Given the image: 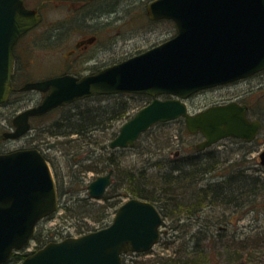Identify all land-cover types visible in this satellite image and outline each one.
<instances>
[{
	"label": "water",
	"instance_id": "1",
	"mask_svg": "<svg viewBox=\"0 0 264 264\" xmlns=\"http://www.w3.org/2000/svg\"><path fill=\"white\" fill-rule=\"evenodd\" d=\"M147 10L150 18L174 20L177 34L82 78L64 75L26 82L22 90L49 93L40 104L17 114L15 129L4 137H21L30 129V116L78 97L131 92L154 98L121 125L111 148L132 146L154 124L182 117L190 132L200 131L206 138L198 149L231 136L253 141L262 122L249 119L246 105L231 101L192 113L185 99L264 69V0H153ZM41 19L24 0H0V103L11 91L13 47ZM164 94L173 98H161ZM112 179L113 170L97 176L88 185L89 194L101 198ZM58 206L52 167L38 148L0 153V264L28 245L39 221ZM162 222L156 204L132 197L106 227L50 241L19 264H124L125 253L147 252L159 242Z\"/></svg>",
	"mask_w": 264,
	"mask_h": 264
},
{
	"label": "rangeland",
	"instance_id": "2",
	"mask_svg": "<svg viewBox=\"0 0 264 264\" xmlns=\"http://www.w3.org/2000/svg\"><path fill=\"white\" fill-rule=\"evenodd\" d=\"M27 1L30 3V5L40 6L45 18L40 26L32 33L33 38L37 36V39H39L37 42L38 47L35 49V52H31L26 55V58L31 57L30 61L32 60V63L30 61L27 62V70L25 74L21 76L18 75L19 79H16V84L21 82L23 83L27 81V79L51 75L53 72L56 73L65 68L67 65V62L60 60L58 57H54V54L51 50L52 44L50 41L51 28L46 30L52 24V19L56 17L55 10L52 8V4H42L41 0ZM142 1L147 2L148 0H140V2ZM125 2H127V0H123V4ZM120 28L122 29V37L119 40V46L122 48V57H126L127 55H130V53H134V47L136 45L138 46V49L155 46L158 43L169 39L177 32V27L173 21L151 22V20H149L146 15L141 14V12L138 15H134L132 18H124L121 22ZM77 31L78 30H76V32ZM71 36L72 34H70L67 40H69ZM60 47L61 45L58 46V51L60 50ZM130 50L133 51L130 52ZM119 54H121V52H119ZM243 85H245V83L199 91L187 101L189 110L190 112L195 113L201 109H205L210 105H214L215 103H224V101L229 102L230 99H235L234 97L238 94V92L235 93L236 88H240ZM263 90L264 88L254 92L253 96H251V100L259 104V106H257V110L262 114L263 117L261 132L257 140L253 142L255 144L246 145L245 143L237 140L231 143L230 140V145H221L220 148L215 147L218 150L215 153L212 150H209L212 152H205V155L215 162L214 164L216 168L214 171L201 174L199 178L206 179L211 177L212 179L218 178L220 174H230L228 169L231 166L234 169L243 168L245 170V174H242V177L249 179L247 182L248 194H246L247 197L244 198L245 200L241 201L242 204H240L238 207H234V214L230 216L234 224L233 222H230L228 226L229 229H234L237 227L239 231H242V235L245 233V235L250 236L259 234L260 237H262L261 239L264 241V165L261 163V158L259 157V154L264 150V95H261L264 93ZM18 95L19 94H13L11 96V102L0 106V147L6 148L7 150H13L22 147L25 148L38 146L42 151L48 152V154L54 158V161L60 164L63 167L64 172L68 174V169H70V167L67 165L69 163L67 156L65 155V146L68 144L65 145L61 142L63 140L62 136L53 135L51 132H43L42 130L37 129V127L40 128L39 126L50 127L58 118H60L62 116L60 107L56 108L49 114L36 119L34 121L36 129H31L26 135L18 139L3 138L2 135L4 132L12 130V119L19 112L17 109L25 105L22 103V105L17 108ZM259 97L260 99H258ZM101 102L106 103V100ZM148 102L137 103L134 105L132 103V106L129 109L130 111H128V115L118 121H112L109 127L103 132V134H106L108 150L115 149L114 155L116 156L117 161L116 164L110 168L114 169L112 183L118 186L119 190H123L124 186H126L125 184L131 185L128 179L129 176L126 173L127 170H133L136 174V177H141V174H143L145 178L152 179L154 182H157L160 179L159 177L161 174L159 169L164 171L167 166L169 167L168 162L173 158H180L181 156H185L190 152H194L193 150L196 149V145L202 140V135L200 133L189 132L185 119L182 117L168 121L164 124H155L148 131L144 132L133 146L111 148L109 146V142L119 132L121 125ZM212 147H210V149ZM248 150L253 151H251L252 153H247ZM104 152H107V149L104 150ZM81 154H86V151H82ZM153 161H158L159 163L156 165L153 163ZM147 163L149 164L147 165ZM98 166H101V162L98 164ZM73 167L76 169L80 167V165H74ZM110 168H108V170ZM108 170H105L101 173L88 171L85 181L86 190H88V184L94 178L102 173L108 172ZM65 177L67 178V181L62 187L63 190L68 189L69 180L71 179L69 175H66ZM205 184L207 186L209 181L200 179V181L196 183V186L193 184V187L195 186V188L192 187V189L189 191H197V193L193 192V194H198V187H203ZM252 186H255L254 191L251 189ZM179 192H181V190ZM82 194H85V190L82 191ZM70 195L71 194L69 191L66 194L60 195V205L58 210L51 216L46 217L41 220V222H39L37 230L39 228V233L42 237H45V235L49 234L55 235L58 231H62L63 233L71 231L77 234L79 231H83V228H80V225H82L84 229H87V226L84 222H87L92 228L94 227L95 229L100 227L99 222L89 218L83 219L79 216H73L72 219L69 218V212L65 211L63 205L69 203L68 200ZM190 197V193H181L178 200L184 204L182 201H191L189 200ZM128 198L129 197H125L123 201ZM217 202L218 201H215V203ZM247 202L248 205L244 206V204ZM211 203L212 202L210 199H208V201L204 199L203 202L199 204L202 206V209L199 210V212L197 211L193 215V218L190 219L187 217L188 215L186 210L181 211L182 215L180 213L178 215V212H176L177 214L172 215L173 213H170L168 216H164L161 226L163 231V237L161 241L162 244H160L161 242L156 244L152 248V252L147 254L136 255V252L133 251L125 253L123 255L124 263L132 262L133 264H138V261L136 260H154L161 257H179L180 254L177 252V250L190 239V236L194 231L199 229L201 220H209L212 218L213 214H220L222 215L221 219H226L224 218L228 214L226 207L218 204L216 207L211 209V207H209L212 205ZM170 210L171 209H169V212ZM176 216L180 217L177 220L179 221L177 224L181 225V229L179 231L172 229V226L175 222L174 217ZM113 217L114 213L111 215L108 221L111 222ZM78 228L82 230H79ZM176 231L178 232L176 233ZM202 238H208L207 234L206 236L201 237L200 241L203 240ZM35 242L36 240L33 238L31 244L20 252L29 250L32 248V246L36 245ZM204 242L207 243V240L205 239ZM220 244H223V240H215V247L223 252V247ZM164 246L167 247L164 248ZM254 253H257V257L255 259L253 258L251 262H246V259L249 257L247 255V257L244 259V262L247 264H264V250H262V252L256 250ZM219 259L221 262L220 264H236L233 256H229V254L223 253L219 256Z\"/></svg>",
	"mask_w": 264,
	"mask_h": 264
},
{
	"label": "trees",
	"instance_id": "3",
	"mask_svg": "<svg viewBox=\"0 0 264 264\" xmlns=\"http://www.w3.org/2000/svg\"><path fill=\"white\" fill-rule=\"evenodd\" d=\"M106 100V103L101 101ZM149 100L147 94H131V93H117L109 95L94 94L90 97H83L71 104L64 107H60L62 116L58 118L50 127H42V131L51 132L53 135L62 136L63 144L65 146L68 163L70 169L69 173H65L63 167L54 161V158L44 152L46 158L50 162L56 180L60 195L70 192L69 203L63 205L66 212H69V218L79 216L80 218H89L100 223V227H103L109 223V218L115 213L118 206L123 203L125 197H139L149 200L155 203L162 213L163 217L168 214L182 215L181 211L186 210L187 217L193 218V215L202 206L201 202L204 199L212 202L211 209L218 204L226 207L228 214L221 219L222 215H214L209 220H201L199 229L194 231L190 239L184 243L177 250L180 254L179 257L158 259H142L136 260L138 264H220L219 256L223 253L233 256L236 264H247L252 259L257 257L256 250L262 252L264 250V241L259 234L256 235H242V231L236 228L229 229L228 224L232 221L230 218L234 214V207H238L242 204L241 201L247 197V182L249 179L242 177L245 174L243 168L234 169L232 166L228 169L230 176L218 184H210L203 187H198V194H193V184L196 186L198 181L204 180L199 178L201 174L214 171L216 166L215 162L211 160L204 153L199 152L197 149L193 150L185 156L175 157L168 162L164 171L159 169L160 179L154 182L152 179H147L141 174V177H136L133 170H127L126 173L129 176L130 184H125L123 190H119L118 186L111 184L106 191L105 195L100 200L93 199L86 190V174L88 171L101 173L108 168L116 164L115 149L108 150V144L106 143V134H103L105 129L109 127L112 121H118L128 115L129 109L134 104L146 103ZM167 123V122H162ZM53 127V128H52ZM239 141V140H237ZM244 143L243 140L240 139ZM38 147V146H37ZM107 149V152L104 150ZM86 151V154H81L82 151ZM250 151V150H249ZM252 151V150H251ZM101 162V166L98 164ZM91 163V164H90ZM156 165L158 161H153ZM149 163H147L148 165ZM74 165L80 167L74 169ZM164 168V167H163ZM66 175L70 176L68 189L63 190V185L66 183ZM229 179V180H228ZM256 179V178H252ZM195 186L193 188H195ZM118 188V189H117ZM254 191L255 186H252ZM85 190V194L82 191ZM181 190V192L179 191ZM181 193H190L191 201H182V204L178 199ZM250 194V192H249ZM185 200V199H184ZM187 200V199H186ZM215 201H218L215 203ZM172 205V206H170ZM248 202L244 204L247 206ZM243 206V207H244ZM169 209L170 212H169ZM225 210V211H226ZM203 214V213H199ZM180 217H174L175 222L172 229L180 230L181 225L177 224ZM223 218V217H222ZM87 229L83 228L81 233L88 232L95 229L92 228L87 222H84ZM205 223V224H204ZM227 223V224H225ZM234 224V222H233ZM224 225L226 228H221ZM234 227V226H233ZM79 229V228H78ZM82 230V229H79ZM176 231V233L178 232ZM61 234L58 231L55 235ZM201 240V237L206 236ZM163 235V231H162ZM54 235H45L42 237L39 231L35 235L36 241L40 246L48 242L49 238ZM178 236V235H176ZM162 237L159 243L162 241ZM165 237V236H164ZM241 237V238H240ZM215 240H223V252L215 247ZM162 244V242L160 243ZM167 246H164V248ZM148 251L145 253H136V255H142L151 253ZM30 253L27 252H14L11 258L4 264H18L21 260L27 257ZM246 262H244V259ZM228 262V261H227ZM125 264H133L125 262Z\"/></svg>",
	"mask_w": 264,
	"mask_h": 264
},
{
	"label": "flooded vegetation",
	"instance_id": "4",
	"mask_svg": "<svg viewBox=\"0 0 264 264\" xmlns=\"http://www.w3.org/2000/svg\"><path fill=\"white\" fill-rule=\"evenodd\" d=\"M41 1L42 4L51 3L53 10H55L56 17L52 19V24L46 30L51 28L50 41L52 44L51 50L54 54V57H58L60 60L67 62V65L65 68L61 69L56 73L53 72L51 75L45 77L27 79V81L23 83L21 82L16 84V79L18 78V75L21 76L25 74L27 70L26 64L31 59V57L26 58L27 57L26 55L31 52L34 53L35 49L38 47L37 42L39 41V39H37V36L33 38L32 33L34 32L35 29H37L40 26V24L44 21L45 18L44 13L40 8V6L30 5V3L27 0H24L26 6L35 9L41 15L42 19L37 26L33 27L32 29L24 33L16 41L13 47V55H14L15 63H14V73L11 81V91L8 99L3 104H8L9 102H11L12 101L11 96L13 94H19L17 97V108L20 107L22 103L25 104L17 109L19 112H22L30 107L38 105L39 103H41L44 97L49 93V90L48 91H40L36 89L22 90L21 88L24 86L26 82L45 80L48 78L59 77L64 75H71L76 78H82L83 76L94 74L109 65L118 63L126 59L127 57H130L134 54L140 53L148 49L149 47L144 49L143 48L138 49V46L136 45L134 47L135 50L134 53H130V55H127L126 57H122L123 52L121 46H119V40L122 37V29L120 27H121V22L124 18H132L134 15H138L141 12V14L146 15L148 19L151 20V22L170 21V19H166V18L153 19L149 17L147 6L152 0H148L147 2L146 1L140 2V0H127V2L124 3L125 5L123 4V0H41ZM76 30L78 31L76 32ZM70 34H72V36L69 38V40H67ZM59 45H61V47L60 50L58 51ZM118 51L121 52V54H119ZM131 51L133 50H130V52ZM30 62L32 63V60ZM263 73L264 70L256 74H253L251 76L236 80L234 82L217 86L218 88H222L226 86L245 83V85L241 86L240 88H236L235 93L238 92V94L234 97L235 99H230L229 102L238 101L240 104L246 105L247 115L249 119L260 120L262 121V125H263V120H262L263 117L262 114L257 110V106H259V104L251 100L252 98L251 96H253L254 92L264 88ZM261 95H264V93H262ZM148 96H149L148 101H151L154 98L151 95ZM160 97L163 99L173 98V96L170 94H164L161 95ZM191 97H189L187 101ZM78 99H75L73 102H75ZM258 99H260V97ZM71 103H67L61 107H64ZM224 103L226 102L224 101ZM3 104H0V106ZM215 104H221V103H215ZM53 110L55 109H52L42 115L30 116L29 117L30 129L24 135H26L31 129L33 128L36 129V126L34 125V121L36 119L49 114ZM262 125L260 127L257 137L253 141L248 142L243 140L246 145L255 144L253 142L257 140L261 132ZM11 126H12V130H14L16 127L13 122V119ZM39 127L40 128L37 127V129L41 130L42 127L41 126ZM200 134L202 135L201 142H203L205 140V137L203 136L202 133ZM235 140H238V138L226 137L213 144L218 146L211 145L203 149H198L197 148L198 144H197L196 149L204 154L205 152H212V151L215 153L216 151H218L216 148H220L221 145L223 146L230 145V142L233 143ZM210 147L212 148L210 149ZM0 151L9 152L12 150H7L6 148L0 147ZM247 153H252V152L251 150L250 151L248 150ZM261 153L259 154L260 158H261ZM110 170H113V174H114V169L110 168L108 172ZM106 173H102V174H106ZM229 176L230 174H220L218 178L211 179L210 177L204 180L209 181V183L213 185L215 183L218 184L221 183L222 181H225V179L228 178ZM220 227L226 228L224 225H221ZM38 231L39 228L37 232ZM57 239L58 238L56 236L55 237L53 236L49 238L48 241L57 240ZM35 244L36 245L32 246V248L41 247L37 241L35 242Z\"/></svg>",
	"mask_w": 264,
	"mask_h": 264
}]
</instances>
